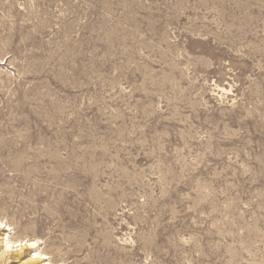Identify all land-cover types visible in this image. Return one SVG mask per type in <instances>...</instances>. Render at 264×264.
Returning <instances> with one entry per match:
<instances>
[{"label": "rangeland", "instance_id": "obj_1", "mask_svg": "<svg viewBox=\"0 0 264 264\" xmlns=\"http://www.w3.org/2000/svg\"><path fill=\"white\" fill-rule=\"evenodd\" d=\"M0 222V264H264V0H0Z\"/></svg>", "mask_w": 264, "mask_h": 264}, {"label": "bare ground", "instance_id": "obj_2", "mask_svg": "<svg viewBox=\"0 0 264 264\" xmlns=\"http://www.w3.org/2000/svg\"><path fill=\"white\" fill-rule=\"evenodd\" d=\"M0 224H2V222H0ZM8 229V228H7ZM9 230V229H8ZM8 235V234H7ZM4 237V236H3ZM6 237V236H5ZM36 240H38V239H36ZM3 241V240H2ZM18 242V241H17ZM16 242V243H17ZM3 243V242H2ZM11 243H13L10 239H9V237H7V240H6V245L8 246V249L9 248H11V247H13V245L11 244ZM30 243L32 244V245H35L36 244V241H30ZM4 244H5V242H4ZM3 244V245H4ZM26 244V243H25ZM19 245H22V243H20ZM38 246V245H37ZM4 252H5V250H4ZM9 252V251H8ZM37 252V251H36ZM6 253V252H5ZM27 253H29V252H27ZM20 254V253H19ZM34 254V253H33ZM43 253H37L36 255L37 256H35V255H33L32 257L30 256V259H29V261H37L38 260V258H39V256L41 257V255H42ZM30 255V254H29ZM32 255V254H31ZM21 256V255H20ZM28 256V255H27ZM29 257V256H28ZM46 257V256H45ZM26 260V259H25ZM40 260V259H39ZM7 263V262H6ZM46 264V263H45ZM47 264H56V263H52V262H48Z\"/></svg>", "mask_w": 264, "mask_h": 264}]
</instances>
